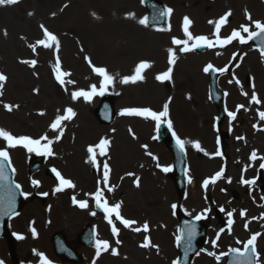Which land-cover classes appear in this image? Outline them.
Segmentation results:
<instances>
[{"label": "rangeland", "instance_id": "1", "mask_svg": "<svg viewBox=\"0 0 264 264\" xmlns=\"http://www.w3.org/2000/svg\"><path fill=\"white\" fill-rule=\"evenodd\" d=\"M124 1L127 2L129 0H20L16 5L0 6V39L3 33L7 34L6 39L9 34L15 33L14 43L9 42L2 49V53L9 52L12 59H7L0 53V65L3 63L7 65V61H11V66L6 71L2 66L0 70V73H3L8 78L2 90L3 94L0 95V128L6 130V125L15 137L24 136L39 140L41 137L47 136L48 140L52 141L51 145L53 147L51 145L49 147L52 150L53 156H48L50 160L46 161V164L58 167L64 173L65 177L69 176L74 179L73 173L75 170L71 168L76 167V165L73 163V158H78L80 165V159L84 157L81 147L89 141H92V143L95 142L96 145L102 138L109 140L110 147L107 150L110 153L109 158L113 163L114 177L118 182L122 179V183L117 188L118 192L115 202L121 203V199L127 201L126 206L123 205L121 208L124 218L136 221L137 223L133 227L142 228L144 223H147L149 226L158 225L156 232L150 233L151 236L155 234L159 235L154 241L155 250L154 247H151L150 249H143L145 252L139 251L141 264H173L176 257V252L173 247L176 239L174 238L176 220L172 214V204H175L182 212L192 211V213L196 212V215L205 214L206 216L209 213L207 198L210 197L211 203L213 204V200L216 197L223 195L221 190L225 185L233 184L236 177L233 174V176L231 175L229 178L222 180L214 186L210 183L207 188L202 187L203 181L210 177L211 171L209 170L211 168L216 169L219 165L218 159L211 162L208 168L202 167L200 164V160H203L201 157L202 154L207 152L206 148L211 150L214 146L213 135L209 131V122L207 121L211 118L215 110L210 104L205 103V92L201 84L204 81L203 69L208 64H212V62L208 61L204 56L207 51L201 53L195 49L194 51L184 53L180 51L183 45H173L172 40L173 38L180 40L186 39L183 33L184 17H188L192 21L189 31L193 36H205L210 39L214 37L215 40L216 37L213 35L215 27H210L209 25L211 24L208 26L204 25L202 21L204 23V20L207 18L217 21L225 13L230 11L232 15L220 30V37L226 34L228 35L230 33L229 31L236 28L239 29L242 24L249 25V21L245 17L246 12L251 15L252 20L261 21L264 17V2L263 0H241L239 2L236 0H161L167 8L173 10L166 22V26L164 28L162 27V29L169 30L150 29L141 25L146 28V32L144 33H149L150 37H153L152 40L156 42L159 49L177 48L175 63L172 65L171 80L164 81L167 89L159 97V93L163 90V87H160L156 76L167 71L169 68L168 60L164 59V57L159 61L156 60L155 63H150L151 67L145 70L149 82L148 86L142 87L140 90L149 88L147 91L140 93L134 88H131L130 83H120L138 63L146 61L144 59L153 61V58L144 52V42H138L136 44L123 43L126 37L135 33V23L132 18H135L138 23L140 19L145 18L142 0H130L132 5L129 4L130 1L127 3ZM200 5H209L210 8L202 10V15L200 9H198ZM6 8L8 10H5ZM195 10L200 11V14L195 13ZM131 12L132 16L130 15ZM29 13H32V15H29ZM40 25H44L50 32L57 36L60 42L58 52L55 46L49 49L39 47L35 53L29 47L30 44H35L37 40L43 38ZM109 27H111L110 30L108 29ZM21 29L33 30V32H26L25 34ZM195 56L202 58L190 69L192 64L189 65L187 59ZM85 57L91 60L92 65L105 68L108 74L113 77L112 85L107 88L113 92L112 97L115 102L116 115L132 107L147 108L159 113L163 110V105L168 103L169 115L162 122L167 124L168 120H170L172 122V131L175 130L179 138L187 141L184 151L188 163L187 171L189 175L191 174L190 179L195 182L194 190L190 191L188 189L183 198H180L178 195H169L167 191L163 190L167 189V184L170 182L161 173L160 167L164 164H169L171 159L163 145L156 140V135L150 132L155 128V121L148 125V132L141 134L132 133L130 134L131 137H128L123 132L119 133V131H114L113 125L111 127H97L92 133L93 136L89 135L93 138L85 141L84 144L81 141L70 143V141L65 140L63 142V138L68 133L66 128L69 126H65L64 122H69L70 120L62 123V135H60L59 129L56 131L51 130L50 125L56 116L63 115L64 109L69 108L73 103L79 101L81 103H76L71 107L76 115L70 121L72 124L71 131L75 132L77 136L82 124L81 114L89 105L94 104L100 96H94L90 102H85L83 98L73 101L71 98L72 92L80 90L88 91L92 85H96L97 90H99L100 77L93 73ZM130 57L131 61L126 65L128 68L121 69L118 67L121 61L129 59ZM57 58L60 61L61 71L70 73L69 76L63 78L65 81L63 86L57 82L54 74ZM230 59L231 57L224 60L230 61ZM22 60H36L37 63L35 67H30L27 64L21 63L20 61ZM242 61L244 64L236 68V72L240 74L245 71L243 73L244 77L247 72V66L252 63V60L248 57ZM224 63L223 61L220 65ZM258 63L261 64L262 60L258 61ZM258 63L255 64L253 62L251 66L256 65V71L254 73L260 78L261 75H264V70L262 68L260 69ZM251 72L252 70L249 73L247 72V75L252 74ZM191 76L193 78H201L200 83L197 84L198 87H194ZM228 77H222L220 84L222 85L223 81L228 80ZM262 80L264 82V78ZM68 81H72L73 83H67ZM145 84L147 83H142L143 86ZM251 87L252 89H256L253 92L256 93L260 103L264 101L259 86L256 88L255 80L251 82L250 77L246 76L243 79L242 85H239L242 91ZM230 92L226 95V100L230 102V107L232 105H242L239 100L237 101L233 97L234 90L231 89ZM184 93H188L189 106L195 122L194 126L196 124L199 128L194 129L193 132H188L183 127H180L178 125L179 119L178 117L176 118L177 111L175 106L176 104L182 105L178 98ZM250 100L251 95L247 94L246 106L244 108L242 107L236 120L241 121V118L245 117L243 116L244 112L246 113L247 119L255 120L254 114L249 107L250 105L254 106L256 104L251 103ZM5 103L18 105L19 107H14L13 111L8 112L3 107ZM205 106L206 109L204 110ZM261 111H264V109H260L259 112ZM40 113L44 114L41 115ZM12 114L18 117L15 123L16 125L8 121L12 117ZM35 118L40 119V123H37ZM258 120L261 119L258 117ZM125 123L128 124L129 122ZM205 123H207L206 128L205 126L203 127ZM254 125H256V121L251 122L249 128H253ZM203 130L209 140L203 135ZM200 132L201 136H199ZM248 133H250V130H248ZM58 135H60L59 140L56 139ZM67 137H69L68 134ZM77 138L79 137L77 136ZM193 142H198L202 150L197 151L195 149L194 151L197 154L188 157L187 149L192 147ZM47 143V140H41V146ZM145 145L147 148L143 147ZM127 146H130L132 149V153H130L131 160H125L122 157L123 154L127 153L125 151ZM234 146L238 149L235 147L236 152L233 153V158L235 159L237 157L245 160L248 156L247 148L241 142H237V145ZM4 148L5 142L0 140V149ZM8 152L11 163L16 169L18 168V172L23 170L22 174L26 176L27 157L35 156L36 153L28 152L25 148L19 146L8 149ZM114 156L120 158L125 165L122 167L119 164L114 165ZM152 156L157 157V159L153 160ZM140 163L145 169H140ZM153 165L154 167L152 168ZM250 167L253 166L250 165ZM245 170L247 169H243L242 171ZM129 173L132 175H129ZM39 176L45 178V172L41 171ZM239 176L241 182L242 178L246 180L251 178L253 174L245 171L239 173ZM137 178H139V187L135 186ZM93 179L92 174L87 173V178L78 183L80 184L78 188L82 191L81 198H85V193L92 191L96 185ZM32 180H34V177H32ZM245 187L244 184H240L239 187H234V185L228 187L226 192L228 193L227 199L237 204L235 207L229 205L227 210L221 213V217L225 223L224 226L227 225V227L222 231L214 226L221 227L216 218L214 219L215 221L212 220L210 227L213 234L208 232V243L197 254L193 264H216L213 256H209L207 254L208 252L222 254L223 251L228 249L239 248L240 244L248 240L255 233L260 234L256 240L257 244L264 246V219H261L264 216V198L247 193L249 191L244 192ZM113 189L115 190V186H113ZM126 190H129V196L125 198ZM235 193H237V198H234ZM164 195L166 196L165 198L163 197ZM215 207L220 206L216 204ZM64 208H67L65 204ZM70 211L72 210L68 208L66 213L68 214ZM242 211L246 213L243 217H241ZM228 212L233 213V223L230 233L227 223L229 219L227 216ZM81 214L79 213V215ZM210 214L212 216L213 212H210ZM63 215L64 212H61L60 208H58L55 214L51 216L52 226L45 230L43 229L44 225L42 220L44 216L42 208L40 212H30L24 207L23 214L18 221L21 223L28 217H33V221H35L33 228L45 233L44 238L39 240L36 246L45 249V242L49 239V235L65 233L70 236L72 233L77 232V228L81 224L88 222L86 215L83 214L81 223L70 229L60 225ZM206 224L208 225L207 222ZM246 224L247 228H245ZM131 233L132 236L138 234L132 230ZM139 233L144 237L147 235L143 231ZM218 233H220V237L217 240V246L213 247L212 241L216 240ZM135 241L129 244L128 261L118 259L112 262V264H135V260H132L133 251H137ZM237 241H240V243H237ZM256 249L259 252L260 263L264 264V255L259 251L258 246H256Z\"/></svg>", "mask_w": 264, "mask_h": 264}, {"label": "snow or ice", "instance_id": "2", "mask_svg": "<svg viewBox=\"0 0 264 264\" xmlns=\"http://www.w3.org/2000/svg\"><path fill=\"white\" fill-rule=\"evenodd\" d=\"M20 2V0H0V6H12L16 5ZM143 2V0H142ZM67 7V5H65ZM171 8H166L163 11H160L158 13L159 17H165V16H170L172 13ZM29 15H32V13H29ZM55 15V13H53ZM131 15V14H130ZM232 15V13L229 11L225 13L222 17L219 18L217 21H209V24H214L215 25V31L213 35L216 37L215 40H210L208 37L205 36H193L192 33L189 31L190 25L192 24V21L188 17H184L183 19V33L186 39L180 40L173 38L172 43L173 45H183V47L180 48L181 52L187 53L194 51L195 49L198 48H213L215 46H226L228 44H231L233 41H238L240 44H246L248 41L256 39L258 37L264 36V22H261L259 20H252V17L250 14L247 12L245 13L246 19L250 22L251 27H254L255 31H252L250 29L249 25H241L240 28L234 29L229 36L226 38H221L220 37V30L221 27L228 22V18ZM155 19V18H154ZM139 24L142 26L147 27L148 26V18H142L139 20ZM40 28L43 33V38L39 39L36 41L35 44H30L29 47L32 49L33 53L36 52L37 48L43 47L45 49L52 48L55 46L56 51H59L60 47V42L55 34L50 32L44 25H40ZM158 30H169V29H158ZM6 34V33H5ZM246 34V36H245ZM191 42V44H189ZM261 44L264 45V41H261ZM260 55L262 58H264V46L260 47ZM235 59V54L233 56ZM85 59L88 61L89 66L92 68V71L95 75L100 77V84H99V90H97L96 85H92L90 87V90L85 91V90H80V91H74L71 94V98L73 101H76L79 98H83L85 102H90L91 99L96 96V95H104L105 90L108 86L112 85L113 83V77L108 74L107 70L102 67H96L92 65L91 60L87 57ZM175 53L172 51V49L168 50V64L169 68L167 71L163 72L162 74H158L156 76V80L159 82H164V81H169L171 80V74H172V65L175 63ZM243 59V57H241ZM21 63L27 64L30 67H35L37 61L36 60H22L20 61ZM239 65H237L238 67ZM151 67V64L146 61L140 62L134 69V74L131 76H126L124 77L120 83L122 84H129V83H137V82H142L144 80V76L142 73L144 70L148 69ZM203 71L207 74L210 71L211 72H225L227 71L226 68L223 69H216L212 64H208L207 66L204 67ZM54 74L55 78L58 83H60L62 86L65 84L64 77H67L70 75L68 72L61 71V65L59 58L56 60V64L54 67ZM7 76L4 75L3 73H0V95H2V90L5 86V83L7 81ZM67 83H73L72 81H68ZM237 83L239 81L237 80ZM38 91V90H34ZM243 95H247L246 93H242ZM227 95V93H225ZM251 103L254 104H259L260 100L258 99L257 95L255 92L252 93L251 95ZM4 109L8 112L13 111V108H18V105H11L5 103L3 105ZM243 105H238L237 106V111H239ZM43 115L44 113H40ZM76 113L73 111L72 108H66L64 109V114L63 115H57L55 120L51 123L50 128L53 131L60 130V135L63 133L62 129V123L64 121L71 120ZM120 115L124 116H138V117H143L145 119H151L156 122L157 127L160 126L161 122L166 119L169 115V105L168 103H165L163 105V110L160 111L159 113L152 111L150 109L144 108V109H125L123 110ZM259 118L261 120H264V111L259 112ZM228 116L231 119H235L236 113L235 112H228ZM168 129L169 131H172V122L168 120L167 122ZM254 128L256 127L255 125L253 126ZM131 131V130H130ZM60 135L56 137L57 140L60 139ZM173 138L175 139L177 148L183 152L185 149V144L187 141L182 140L179 138L174 131H172ZM135 138V137H134ZM237 139H244L243 137H238ZM0 140L5 142V148L0 149V180L5 179V162H7V167H11L10 163V157H9V152L8 149L16 148V147H23L25 148L28 152H35L37 155H47L50 156L52 155V150L49 147L51 145L52 141L48 140L47 136L41 137L39 140L37 139H32L29 137H15L13 136L10 132L7 130H4L0 128ZM41 140H47L48 143L44 146H41ZM110 147V141L107 139L102 138L98 144L96 145H90L87 148V152L89 154L88 160L86 162L91 163L94 167L97 166V155L104 156L107 155V149ZM147 148V146H143ZM192 147L195 148L197 151H201V146L198 142H193ZM151 155L150 153H148ZM205 155H209L207 152L204 153ZM216 156H220L221 153L219 151V148L217 149V152L215 153ZM257 158L256 152L254 151L250 159L255 160ZM153 160H156L157 157L152 156ZM160 167L159 165H157ZM260 168L264 169V163L260 164ZM160 170L164 173H168L172 171L171 167H160ZM52 171L55 173L57 180L59 181V186L55 188L54 192H61L65 188H74L75 185L73 184L72 181L65 179L56 169H52ZM187 172V169L185 170ZM224 169L222 168L219 172H217L213 177L205 179L203 181L202 187L207 188L208 185L215 184L217 180L221 179L223 176ZM129 175H132L129 173ZM109 177H110V168L109 165L105 162L103 165V186L104 188L107 189V191L111 192L113 191L112 187H109ZM189 183H191V179L188 180ZM33 185H37L38 181L33 180L32 181ZM242 184H247L251 185L254 184V180H245L241 179ZM135 186L139 187V178L136 179L135 181ZM15 187L19 189L21 186L19 184H16ZM22 195L27 198L26 193H21ZM44 195H47V193H44ZM91 198L95 201V207L97 209H100L104 213V218L105 220L112 225L111 231L113 236H118V229L117 227L113 224V217L115 218L116 221H119L121 225L124 226V228L131 229L132 231L139 233L141 231L147 233L149 231V225L147 223H144V225L141 227H133L134 224L137 222L134 220H129L126 219L122 216L121 214V208L122 205L121 203H116L114 205H109L108 201L104 197V191L103 189L99 186L98 182V187L97 190L94 194H89ZM72 202L74 205L78 206L81 209H87L89 207L88 201L87 200H76L75 197L72 198ZM176 205H172V208L175 210ZM12 208V203L10 202L8 205V209ZM8 209H3L0 208V212H6ZM221 211H224L223 208H221ZM92 215H96L95 212L91 213ZM246 213L241 212V217H243ZM232 212H228L227 216L229 217L227 223L229 225V233L231 229V225L233 223L232 220ZM206 216L205 214H197L194 217L195 221H200L202 219H205ZM261 219H264V216L261 217ZM187 247L185 249V252H187L191 249V241L196 235V228L195 225H187ZM245 228H247V224L245 225ZM36 233L35 230H33V236L35 237ZM260 234L255 233L253 234L244 244H243V251L240 249H230V252L234 254L235 260L234 264H259V254L257 253L256 247H255V242ZM220 237V233L217 234L216 240L212 241V246L216 247L217 246V240ZM17 239H23L24 237L21 235L16 236ZM177 243H180L182 240L181 236H177L176 238ZM117 243H120L119 240H117ZM237 243H240V241H237ZM150 238L146 235L144 237L143 243L139 245L141 248H149L152 247ZM95 247H96V256L99 257L101 255V252H107L110 249V245L107 241H100L96 240L95 241ZM111 254L113 256L118 255V251L116 248H111ZM209 256L214 255L212 252L207 253ZM36 255L39 256L40 258V264H50V262L47 260V258L42 254V253H36ZM219 259V257H217ZM2 264V262H0ZM95 264V261L93 262ZM173 264H177L176 261H173Z\"/></svg>", "mask_w": 264, "mask_h": 264}, {"label": "bare ground", "instance_id": "3", "mask_svg": "<svg viewBox=\"0 0 264 264\" xmlns=\"http://www.w3.org/2000/svg\"><path fill=\"white\" fill-rule=\"evenodd\" d=\"M129 1H127V2H129ZM124 2H126V1H124ZM129 4L132 5V2L130 1ZM206 8H210V6L209 5H200L198 7V9H200L202 15H203L202 10H204ZM5 10H8V9L6 8ZM134 10H132V11H134ZM200 11H196L195 10L194 12L200 14ZM207 12H209V11H207ZM2 13H5V12H2ZM131 16H132V12H131ZM132 20L135 23V25L137 26L136 27L134 25L135 33H133L129 37H126L123 40L124 42L123 41L122 42L123 43H130V44H136L138 42H144V48H143L144 49V52L146 54L148 53L153 58L152 59L153 61H150V59H144V60H146L149 63H155L156 60L159 61L160 59H163V57H164V59L168 60V50L169 49H172V51L175 53V55L177 54V48H171L170 47V48H166V49H163V48L159 49L157 47L156 42L152 40L153 37H150V34L149 33H144V32H146V28L142 27L135 18H132ZM210 20L213 21L212 19L207 18V19L204 20L205 21L204 23L202 21V24L208 26ZM91 21H92V23H94L93 20H91ZM209 26L213 28L215 25L211 24ZM108 29L110 30L111 27H109ZM21 30L25 34H26V32H29V33H32L33 32V30H24V29H21ZM3 34H1V39H0V53L3 54V56L5 58L12 59L10 57V55H9V52H3L2 53V49L4 48V45L5 44H9V42L14 43V40H15L14 34L15 33L9 34V36H8L7 39L5 38L7 36V34H5V33H3ZM163 53H164V56H163ZM200 59H201L200 57H196V56L195 57H189L187 59V62H188L189 65L192 64L191 67H190V69L193 68L195 66V63L197 61H199ZM130 61H131V57L129 59H126V60L121 61L120 64H119V66L118 65L117 66L120 67L121 69H126V68H128V67H126V65H128L130 63ZM1 66L6 71L11 66V61H7V65L3 63ZM134 69L131 72H128L127 76H130V74L133 75L134 74ZM142 75L144 76V80L142 82H137V83H134V84L133 83H130L131 88H134L137 92H140V93L145 92V91H147L149 89V88H147V89L140 90L142 87L148 86V82H149V79L147 78V76L145 74V70L142 73ZM191 78H192V83H193L194 87H198L197 84L200 83L201 78H193L192 76H191ZM143 82H146L147 84H145V86H143L142 85ZM158 83L160 84V87L161 88L163 87V90L160 91V93H159V97H161V95L163 94V92L167 88L165 87L164 82H158ZM201 84H202V82H201ZM257 84H258V86H259V88L261 90L262 96L264 98V82H263L262 78H259L258 79ZM154 89H156V88H154ZM178 100L182 103V105L179 104L178 108L176 109V111H177L176 114H177V117L179 119V126L188 128L187 131L188 130L192 131V125H191V123H192V119H193V114L191 112L190 106L188 105L187 100H186V98L184 96L181 95L178 98ZM205 109H206V107H204V110ZM119 118H120V116H119ZM116 119H117V117H116ZM35 121L37 123H40V119H38V118L35 119ZM149 121H151L150 118L149 119H146V120H140V121L139 120H122V119H119L118 120L117 119V121L114 122L113 130L114 131L115 130H118L119 133L120 132H123L124 134H126V128H131V129L135 130V132H137L138 134H141V133L148 132V130H149L148 129V125H150V122ZM81 122H82L81 130H80L81 136L82 137H88L89 135H92L93 131L96 130V125L92 121L91 116L89 117L88 113L85 110L81 114ZM125 122H129V123L127 124ZM127 135H129V134H127ZM203 135H205V134L203 133ZM199 136H201V132L199 133ZM125 151L127 153L123 154L122 157L125 160H127V159L128 160H131L130 153H132V149L130 148V146H127L125 148ZM192 152H193V150L190 152V155H192ZM205 161L206 160H200V164H201L202 167H207L208 168L209 165H210V163L205 162ZM73 163L76 164V166H77V160L76 159L73 160ZM117 163H123V164H125L120 158H117ZM74 212H76V211L74 210ZM72 216H76V213H72ZM67 222L73 223L74 225L76 223H78L75 217H68ZM132 260L133 261L135 260L134 261L135 264H141L140 257H139V255H138V253L136 251H133V253H132Z\"/></svg>", "mask_w": 264, "mask_h": 264}]
</instances>
